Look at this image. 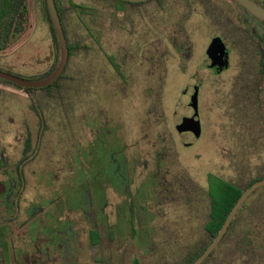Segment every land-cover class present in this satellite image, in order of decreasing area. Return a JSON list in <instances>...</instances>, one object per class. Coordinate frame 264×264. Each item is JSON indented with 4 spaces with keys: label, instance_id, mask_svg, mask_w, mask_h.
Wrapping results in <instances>:
<instances>
[{
    "label": "flooded vegetation",
    "instance_id": "1",
    "mask_svg": "<svg viewBox=\"0 0 264 264\" xmlns=\"http://www.w3.org/2000/svg\"><path fill=\"white\" fill-rule=\"evenodd\" d=\"M65 6L57 79H0V264H193L264 181V0ZM40 37L39 69L5 73H54ZM201 264H264V184Z\"/></svg>",
    "mask_w": 264,
    "mask_h": 264
},
{
    "label": "rangeland",
    "instance_id": "2",
    "mask_svg": "<svg viewBox=\"0 0 264 264\" xmlns=\"http://www.w3.org/2000/svg\"><path fill=\"white\" fill-rule=\"evenodd\" d=\"M78 1L79 0H76L75 2ZM116 7V11L119 14V16H117L119 19L117 23L121 24L122 19L120 16L124 17L122 14L123 9L119 4H117ZM27 8L28 22L20 41L12 43L4 53H0V71L10 72L22 78H29L32 73L39 69L36 64H33L35 56L39 57V55H41V59L45 61V55L50 54L49 51L45 53L47 42L40 37L45 35L49 36L50 34L41 0H27ZM31 37L33 41H29ZM20 44L21 46L18 47ZM37 61L40 60L38 59ZM6 63L15 67H9ZM2 96L3 99L5 98L9 102L16 99L13 91L4 92Z\"/></svg>",
    "mask_w": 264,
    "mask_h": 264
},
{
    "label": "water",
    "instance_id": "3",
    "mask_svg": "<svg viewBox=\"0 0 264 264\" xmlns=\"http://www.w3.org/2000/svg\"><path fill=\"white\" fill-rule=\"evenodd\" d=\"M46 1V7L48 11V15L50 18V21L52 23L54 32L56 33V37L58 39V44L60 48V61L58 64V67L54 71V73L47 78L44 81L35 83L30 82L24 79H21L19 77L7 74L5 72L0 71V79L4 81L11 82L17 86L23 87V88H44L50 85L52 82H54L57 77L61 74L68 57V47L65 41L64 32L61 26V22L56 10L55 0H45ZM134 1H140V0H134ZM263 100H264V90H263ZM264 181L258 184L252 185L250 188H248L243 195L239 198L238 202L234 206V208L231 210L229 216L227 217L225 223L223 224L221 230L219 231L218 235L215 237L213 242L210 244V246L204 251V253L193 263V264H201L203 260L212 252V250L215 248L221 237L223 236L224 232L226 231L230 221L232 220L234 214L236 213L239 206L242 204L244 199L258 186L263 185Z\"/></svg>",
    "mask_w": 264,
    "mask_h": 264
},
{
    "label": "trees",
    "instance_id": "4",
    "mask_svg": "<svg viewBox=\"0 0 264 264\" xmlns=\"http://www.w3.org/2000/svg\"><path fill=\"white\" fill-rule=\"evenodd\" d=\"M76 0H55L56 10L59 15L60 21H63V16L65 15L67 8L65 2L75 3ZM42 9L44 16L48 24L50 25L51 33L54 35V30L51 26L49 19L46 1L41 0ZM74 7V5H73ZM27 0H0V34H10L13 31V28L17 24L16 19H21L26 15L27 12ZM72 11V8L69 9ZM21 24V23H20ZM20 32H24L25 25L20 26ZM10 36H0V51L3 46H7L9 43Z\"/></svg>",
    "mask_w": 264,
    "mask_h": 264
}]
</instances>
